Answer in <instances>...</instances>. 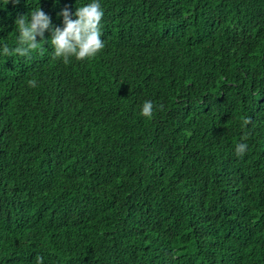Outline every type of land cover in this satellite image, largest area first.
Listing matches in <instances>:
<instances>
[{
	"label": "trees",
	"instance_id": "trees-1",
	"mask_svg": "<svg viewBox=\"0 0 264 264\" xmlns=\"http://www.w3.org/2000/svg\"><path fill=\"white\" fill-rule=\"evenodd\" d=\"M101 3L96 57H0V264H264V0Z\"/></svg>",
	"mask_w": 264,
	"mask_h": 264
},
{
	"label": "clouds",
	"instance_id": "clouds-1",
	"mask_svg": "<svg viewBox=\"0 0 264 264\" xmlns=\"http://www.w3.org/2000/svg\"><path fill=\"white\" fill-rule=\"evenodd\" d=\"M13 2L18 3L19 0ZM60 15L63 18L62 27L53 26L50 16L39 7L18 18L15 21V45L0 43V57L8 58L16 55L30 59L33 52H43L45 50L43 45L47 42L52 47L53 58L69 64L73 59L84 61L94 58L105 48V41L101 38L104 15L101 0H88L87 3L77 7L75 12H70L67 8L62 9ZM46 32L50 33L47 40ZM37 37L40 39L38 40ZM28 86L36 88L37 80H29ZM156 107L151 100H146L140 108V114L151 119ZM158 107L162 108L163 105ZM249 123L250 120L246 118L243 127L247 128ZM247 140L248 133L244 131L240 141L234 146L237 157L243 158L246 155L249 148Z\"/></svg>",
	"mask_w": 264,
	"mask_h": 264
}]
</instances>
